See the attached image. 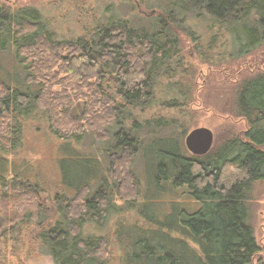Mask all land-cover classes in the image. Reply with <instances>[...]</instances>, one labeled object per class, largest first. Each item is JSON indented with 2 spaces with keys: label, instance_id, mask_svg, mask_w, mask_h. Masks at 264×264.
Returning a JSON list of instances; mask_svg holds the SVG:
<instances>
[{
  "label": "trees",
  "instance_id": "trees-1",
  "mask_svg": "<svg viewBox=\"0 0 264 264\" xmlns=\"http://www.w3.org/2000/svg\"><path fill=\"white\" fill-rule=\"evenodd\" d=\"M149 1L154 15L107 21L99 17L94 26L70 38H55L37 10L30 13L0 4V53L13 52L27 72L25 89L0 76V149L4 153L0 157L17 150L33 101L43 109L50 130L66 145L79 144L87 137L94 142L114 139L107 150L108 179L97 176V157L55 152L57 177L50 196L41 175V180L35 181L0 172V264L3 237L21 234L31 223L37 246L56 264L109 263L104 237L84 235L83 225L87 220L104 222L116 200L131 206L137 203L141 182L133 164L139 149L147 156V168L158 185L184 186L188 198L201 205L176 223H168L165 217L156 227H149L150 239L131 237L125 264H253L261 250L250 215L252 190L256 183H264V67L232 84L229 113L246 120L245 131L226 139L217 151L212 148L203 155L190 154L183 140L193 129L186 119L196 114L197 58H187L183 36L199 40L194 24L187 20L202 18L205 13L217 32L208 45L199 47L208 50L221 30H227L229 38L223 45L230 42L231 35L237 48L219 53H229L235 61L245 58L264 44V0L140 3ZM163 1H167L164 6ZM196 48L191 47L195 54ZM206 54L198 56L213 61ZM55 69L68 80L83 81L82 87L89 89L87 95L72 94L68 105H60L59 111L43 107L44 83L52 79ZM30 85L37 86L34 94ZM154 103L162 109L155 112L154 119L140 122L132 114L133 108ZM164 109L175 112L167 115ZM127 115L134 116L128 125ZM139 124L147 133H141ZM172 126L181 128L179 136L167 134ZM147 143L153 147L147 150ZM89 172L94 174L93 181H89ZM27 191L38 199L47 197L35 205L26 198L31 196ZM172 217L177 220L182 215L177 211ZM172 229L178 236L168 234ZM255 264H264V259Z\"/></svg>",
  "mask_w": 264,
  "mask_h": 264
},
{
  "label": "rangeland",
  "instance_id": "rangeland-1",
  "mask_svg": "<svg viewBox=\"0 0 264 264\" xmlns=\"http://www.w3.org/2000/svg\"><path fill=\"white\" fill-rule=\"evenodd\" d=\"M166 2L163 1L162 5L164 6ZM3 3L22 7L30 13L37 10L44 22H48V28L55 38H70L79 35L85 31V27L94 26L99 17L103 21H107L111 17L133 19L136 16L141 18L155 14L151 7L152 1L141 5L140 0H0V4ZM105 7L107 8L105 9ZM96 16L98 17L95 19ZM187 21L192 26L194 24L197 30L196 35L200 37L199 40L193 41L188 35L183 36L184 52L187 54V58L191 61L195 57L197 58V61L194 62L197 75L194 86L196 99L193 104L196 114L193 118L187 117L186 120L192 123V128L205 126L212 129L214 132L212 148L217 151L226 139L242 134L247 128L245 119L229 113L231 105L228 102H230L232 94V84L253 75L264 67V44L257 49L258 52L255 51L256 53L253 52L251 55L235 61L237 59H230L229 53H225V56L223 53L227 52V48L231 51L233 48H237V45L232 44L231 35L230 44L227 42L228 45L227 43L226 46L223 45L224 41L226 42L229 38V31L221 30L222 33L216 43L212 44L208 50L203 51L205 50L203 47L215 38L217 27L211 29V20L206 18L205 13L202 18L188 19ZM141 22L145 21L141 20ZM182 31L187 32L188 29ZM240 39L244 42L243 34ZM199 44L203 47L200 48ZM192 45H197L196 54L191 49ZM219 51L223 52L219 53ZM206 53L213 58V61L203 60L198 56H205ZM60 71V69H55L52 79L44 83L47 86L44 108L48 105L59 111L60 105H68L67 101L73 97L72 94L81 92V95H87L89 92L88 87H82L83 81L68 80V76ZM26 73L21 64L15 60L13 52L0 53V76L3 80H11L15 82L16 86L25 89ZM36 89V85H30L32 94ZM30 108L32 114L28 118L31 119L27 118L23 124V134L17 150L0 157V172L2 174L9 175V177L16 175L24 180L26 177L32 178L35 181L39 178L41 180V175L42 185L50 196L55 188L53 182L57 177L54 167L55 152L62 153V150L65 153L66 151L79 152L85 156L97 157L96 166L99 168L97 176L108 179L107 150L113 146V138L109 142H94L91 137H87L79 144L71 142L66 145L50 130L49 121L43 113V109L38 108L35 101L30 105ZM160 109V104L154 103L133 108L132 114L137 116L140 122H143L146 118L154 119L155 112ZM164 112L170 115L175 111L164 109ZM127 116L125 123L128 125L134 116ZM139 126L141 133H147L146 127L142 124ZM180 129L178 126H172L166 133L179 136ZM72 147L76 149L74 150ZM145 147L148 150V147L153 146L147 143ZM187 150L193 154L188 148ZM1 154L4 153L0 149ZM146 161L147 156L145 157L143 150L139 149L133 164V170L141 182V196L137 203L131 206L128 202L116 200L115 208L112 209L104 222L97 223L87 220L83 225L84 235L96 234L104 237L105 256L111 258L107 264H125L123 259L125 253L132 248L131 237L150 239L152 231L149 227H156L159 221L165 220V217L168 223H176L181 218H187L188 214L194 212L201 205L200 201L188 198L189 194L184 186L173 188L165 182L158 185L160 182L156 183L154 175L147 168ZM89 176V181H93L94 174L89 172ZM92 184L94 185V183ZM27 192L31 196L26 198L35 205L39 199L42 202L47 197L46 195L38 199L33 192ZM129 192L130 195L133 193L132 190ZM177 211L182 217L175 220V217L172 216L173 214L175 216ZM250 221L261 247V250L254 256L253 264H255L258 259H264V183H256L252 190ZM33 226L34 223H31L30 226L24 228V230L30 229L28 233L23 230L21 234H8L3 237L2 264H56L50 254L37 246L35 233L31 231ZM177 233L174 229L168 231V234L172 236L174 234L178 236Z\"/></svg>",
  "mask_w": 264,
  "mask_h": 264
},
{
  "label": "water",
  "instance_id": "water-1",
  "mask_svg": "<svg viewBox=\"0 0 264 264\" xmlns=\"http://www.w3.org/2000/svg\"><path fill=\"white\" fill-rule=\"evenodd\" d=\"M185 144L193 154H206L211 150L214 144V132L212 129L205 126L195 127L187 133Z\"/></svg>",
  "mask_w": 264,
  "mask_h": 264
}]
</instances>
